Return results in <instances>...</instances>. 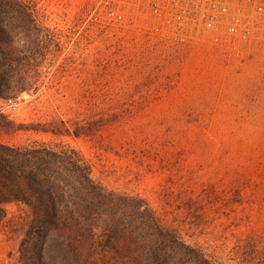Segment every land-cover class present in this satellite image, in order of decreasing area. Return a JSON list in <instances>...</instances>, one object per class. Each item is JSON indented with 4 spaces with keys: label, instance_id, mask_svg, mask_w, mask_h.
Instances as JSON below:
<instances>
[{
    "label": "rangeland",
    "instance_id": "obj_1",
    "mask_svg": "<svg viewBox=\"0 0 264 264\" xmlns=\"http://www.w3.org/2000/svg\"><path fill=\"white\" fill-rule=\"evenodd\" d=\"M33 1L61 51L0 109L83 134L0 140L77 148L212 260L264 264V0ZM6 209L0 264H18L31 212Z\"/></svg>",
    "mask_w": 264,
    "mask_h": 264
},
{
    "label": "trees",
    "instance_id": "obj_2",
    "mask_svg": "<svg viewBox=\"0 0 264 264\" xmlns=\"http://www.w3.org/2000/svg\"><path fill=\"white\" fill-rule=\"evenodd\" d=\"M60 51L33 0H0V98L14 100L36 89L44 63ZM52 126L17 122L0 109L4 134L78 136L84 128ZM13 202L31 212L18 264H221L164 224L145 197L95 180L89 161L69 145L0 140V224Z\"/></svg>",
    "mask_w": 264,
    "mask_h": 264
}]
</instances>
